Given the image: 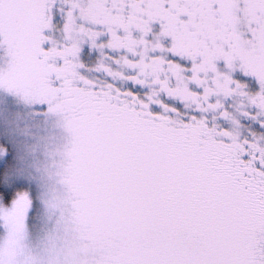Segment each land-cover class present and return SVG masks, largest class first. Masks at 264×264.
Listing matches in <instances>:
<instances>
[{"label":"snow or ice","instance_id":"snow-or-ice-1","mask_svg":"<svg viewBox=\"0 0 264 264\" xmlns=\"http://www.w3.org/2000/svg\"><path fill=\"white\" fill-rule=\"evenodd\" d=\"M0 264H264V0H0Z\"/></svg>","mask_w":264,"mask_h":264}]
</instances>
